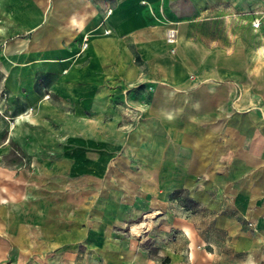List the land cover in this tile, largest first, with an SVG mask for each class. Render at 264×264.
<instances>
[{
  "label": "crops",
  "instance_id": "0c3cea01",
  "mask_svg": "<svg viewBox=\"0 0 264 264\" xmlns=\"http://www.w3.org/2000/svg\"><path fill=\"white\" fill-rule=\"evenodd\" d=\"M222 5L264 0H0L6 112L85 128L68 166L0 162V263L264 264V18ZM142 209L150 246L121 230Z\"/></svg>",
  "mask_w": 264,
  "mask_h": 264
},
{
  "label": "rangeland",
  "instance_id": "374dc122",
  "mask_svg": "<svg viewBox=\"0 0 264 264\" xmlns=\"http://www.w3.org/2000/svg\"><path fill=\"white\" fill-rule=\"evenodd\" d=\"M250 11H244L236 7H229L227 5L221 6V22H225L221 26V30L227 29L226 18H230L238 27H248V21L250 19ZM230 26H232L230 24ZM210 30V29H208ZM264 31V25L261 26L259 31ZM174 44V43H170ZM142 86H131L130 89L142 90ZM132 91V90H131ZM126 94L130 91H124ZM134 95V94H133ZM240 92L237 91V97ZM132 96V95H131ZM146 100V99H145ZM129 103L124 100V104ZM64 105L59 102H55L52 106H42L38 110L30 111L24 116H16L14 113H7L3 107V103L0 101V162L6 166H10L13 169L25 168L28 172H31L34 163L38 162L43 167H64L68 166L69 159H65L67 152L75 147L83 146V143H78L80 137L84 133V126L78 125V123L69 122L67 118L62 116L64 112ZM142 107L134 108L133 110H127L125 104V110L130 116L125 120L127 125L124 126L125 133L131 131L134 124L141 119ZM58 109V110H57ZM130 109V108H129ZM133 115V117H131ZM133 118V119H132ZM69 124V125H68ZM74 135L76 143H69L68 136ZM73 162V160H71ZM77 165L82 164L78 158ZM80 161V162H79ZM145 213L146 218H143L139 223H132L133 219H127L121 224V230L123 235L130 241L136 242L142 246H150V239L147 236L148 229L153 221L157 218H148L149 213H155V210L142 209L139 214ZM155 216V214L153 215ZM149 220V225L138 236L129 235V229L133 232V228L138 224L144 225ZM130 227V228H129ZM137 234L136 232H133ZM79 251L83 254L84 249L81 245ZM5 264V263H0Z\"/></svg>",
  "mask_w": 264,
  "mask_h": 264
},
{
  "label": "built area",
  "instance_id": "2783aa9c",
  "mask_svg": "<svg viewBox=\"0 0 264 264\" xmlns=\"http://www.w3.org/2000/svg\"><path fill=\"white\" fill-rule=\"evenodd\" d=\"M261 18H264V9L250 14V25L254 30H258L261 25ZM166 39L169 43H175L176 31L174 29H168L166 32Z\"/></svg>",
  "mask_w": 264,
  "mask_h": 264
},
{
  "label": "bare ground",
  "instance_id": "6f19581e",
  "mask_svg": "<svg viewBox=\"0 0 264 264\" xmlns=\"http://www.w3.org/2000/svg\"><path fill=\"white\" fill-rule=\"evenodd\" d=\"M134 232L138 234L140 232L139 228H136Z\"/></svg>",
  "mask_w": 264,
  "mask_h": 264
}]
</instances>
